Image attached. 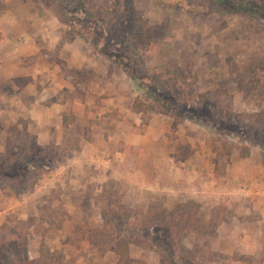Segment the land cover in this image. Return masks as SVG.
<instances>
[{
  "label": "rangeland",
  "instance_id": "374dc122",
  "mask_svg": "<svg viewBox=\"0 0 264 264\" xmlns=\"http://www.w3.org/2000/svg\"><path fill=\"white\" fill-rule=\"evenodd\" d=\"M219 1L0 0V53L15 17L57 25L37 54L70 86L53 105L95 113L46 146L32 78L0 80V264H264V0ZM136 17L156 44L127 57L103 25Z\"/></svg>",
  "mask_w": 264,
  "mask_h": 264
},
{
  "label": "crops",
  "instance_id": "0c3cea01",
  "mask_svg": "<svg viewBox=\"0 0 264 264\" xmlns=\"http://www.w3.org/2000/svg\"><path fill=\"white\" fill-rule=\"evenodd\" d=\"M31 20L27 19L24 23L21 22V20L17 17L15 19L11 20L10 24H8L10 27V35H8V43L7 48L4 51V53H0V80L4 82V80H10L12 81V78H15L17 76L21 77L22 74L26 73V76L32 78L33 82H31L30 86H28V95L30 96L31 100V109H29L30 112L24 113L23 120H26L27 123H30L29 126L32 127L34 125H38L40 134L33 131L29 128V131L34 136L42 135V139L46 146L49 144H55L57 146H67L69 143H74L72 139V133L73 136H77L78 132L84 131V128L86 126H89L90 124H93L95 120V114L92 109H89L86 102L81 103H74L73 105L69 104H61L57 103L53 105V99L55 97H59L65 89H70L69 83L62 80L60 74H59V67L55 65V63L50 64L49 66H45L42 64L43 57H38L37 54L40 53L41 47H47L49 44L50 46H55L56 43H54L52 40V34L54 32H58L59 27L55 24H50L51 28H46L44 32H42L41 27H36L33 25L30 28H25L24 25L30 26ZM47 30L49 31L47 34L45 33ZM23 37L24 41H26L25 44H17L16 38L19 39V37ZM43 37V38H41ZM48 37L50 39L49 42H45L43 39ZM39 42L41 45L38 46L36 42ZM79 54L74 55V57L70 58V64H73V67L80 66V68H83L86 63H84L82 57ZM34 57V58H33ZM85 57V56H84ZM83 57V58H84ZM31 58L33 60L31 61ZM42 60V62H40ZM80 61L83 63H79L76 65L75 62ZM38 64V65H37ZM52 65V66H51ZM57 66V67H54ZM55 68V69H51ZM79 68V67H77ZM19 103L13 109L12 106V113L14 111L20 110V101ZM84 107L85 113H80L78 111V107ZM74 109L75 115H74V122L73 124L70 123V125H66L69 128L65 130H61V126L64 125V116H66V111ZM44 110L43 112H40L39 110ZM78 111V113L76 112ZM20 111L18 113H20ZM35 111H39L35 112ZM33 112V113H31ZM5 113L4 110L0 109V116ZM41 114H43V118H41ZM3 116V115H2ZM30 121V122H29ZM36 122L33 124V122ZM9 123L8 119H6V124ZM42 127H44L42 129ZM76 141V140H75ZM128 144H133L134 142L130 141V139L125 140ZM136 144V143H135ZM97 147L94 146L93 150H99L96 149ZM96 152H93V154ZM64 207L67 206V203H63ZM77 213L76 211L74 214ZM83 213H80L77 216V218H84ZM24 217V215H22ZM90 225V224H89ZM91 226V225H90ZM84 246V245H83ZM78 249V248H77ZM89 253V246H84V248H80V254ZM86 257V256H85ZM84 259V257L82 256ZM81 258V259H82ZM93 262H97L98 264H116L111 260L110 257H106L104 259H101L100 261H96L95 258H93ZM92 262V263H93Z\"/></svg>",
  "mask_w": 264,
  "mask_h": 264
},
{
  "label": "trees",
  "instance_id": "16d2710c",
  "mask_svg": "<svg viewBox=\"0 0 264 264\" xmlns=\"http://www.w3.org/2000/svg\"><path fill=\"white\" fill-rule=\"evenodd\" d=\"M122 1H125V0H122ZM131 3H132L131 6L133 7L134 0H131ZM218 7L222 8V9L226 8L225 7V1L224 0H220L219 3H218ZM135 13H136L135 10H133V16L134 17H135ZM220 14H223V13L220 12ZM139 17H140V15H139ZM139 17H136V19L139 18ZM143 20H144L143 17L141 19L139 18L137 20L130 18L129 21H131L133 24H130V25L127 26L126 24L129 22L128 21L127 23L124 24L125 26H123V27H121L119 25L117 27L118 33H115L116 30L114 32L111 31L110 27L106 28V25L104 24L103 25V30H102L103 31L102 32L103 36L109 37L111 42H113L114 38H116L118 36V34H119V35L122 36L121 38H126L124 42L121 41V38L118 39V42H120V41L123 42V43H121V42L120 43L122 45H124V48H125V49L122 50L124 56L130 57L132 48L137 49L136 53L134 52L135 55L139 54L140 53L139 50H142L141 47L145 48L147 45L153 46L154 44H156V43H154L155 42V38H156L155 37L156 31H153L154 28L151 27V26L148 29L141 28L142 26L139 25V24L144 22ZM134 21H136V23ZM137 21H139V22H137ZM109 46H111V43H109ZM111 58H116V55L112 54ZM140 60H141L140 62L143 64V65L142 64L140 65V68L142 69V72H144L146 74V72H145L146 63H145L144 59L141 58ZM120 64L121 63H119V65ZM139 89H141V86H139ZM92 239L93 240L95 239L94 236L91 238V240ZM9 240H13V239H9ZM116 251L121 256V258H124V257H125L124 259L128 258L127 254L125 255L124 253H120L118 251V249Z\"/></svg>",
  "mask_w": 264,
  "mask_h": 264
}]
</instances>
